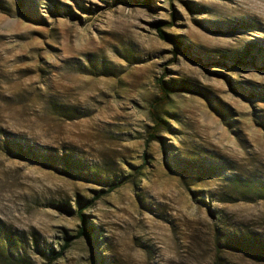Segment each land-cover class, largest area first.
Returning <instances> with one entry per match:
<instances>
[{"label":"rangeland","instance_id":"obj_1","mask_svg":"<svg viewBox=\"0 0 264 264\" xmlns=\"http://www.w3.org/2000/svg\"><path fill=\"white\" fill-rule=\"evenodd\" d=\"M95 263L264 264V0H0V264Z\"/></svg>","mask_w":264,"mask_h":264},{"label":"trees","instance_id":"obj_2","mask_svg":"<svg viewBox=\"0 0 264 264\" xmlns=\"http://www.w3.org/2000/svg\"><path fill=\"white\" fill-rule=\"evenodd\" d=\"M155 27L158 30L159 34L163 38L171 37V36H168L167 34L164 33V31L160 27V24H156ZM175 41L177 44L180 42L178 39H175ZM158 87H159V93L154 97V99L150 103L149 110H148V114H149L152 122L154 123L151 130L148 132V136L150 138L156 137L155 132L158 130V127H160V123L162 122L160 115H159V112L162 110L164 105L167 103L169 94H171V92L174 90V87L172 85H168L167 83H165L161 77L158 78ZM42 148L43 147H40V145H38V144L28 143V142L23 143L19 140V141H17L16 155H18L19 157H22V159H29V160L37 161L43 165H53V166H56V168H58V166L56 164L57 156L54 155L53 153H51V154L40 153ZM64 162H65V165H66L68 172L72 173L73 175L77 174V175H79V177H82V178H88V176H95L94 179H97V180L100 178L99 176H97L96 174H93L91 172H83V171L80 172L79 171L78 173H73V170L71 168L72 162L70 161V158H68V156L64 157ZM124 181H125V179H120L117 182H114V181L110 182V184H109L108 188H106L105 192L112 191L114 188H116L120 183H122ZM101 194L102 193H99V195H101ZM99 195H97V196H99ZM88 205H89L88 203L84 204L83 208L87 207ZM83 208H80L78 210L79 216L81 217L82 225L77 230V232L74 235H68V236L64 237L63 243L60 246H58V249L56 251H54L53 249H50L51 250V256L54 259L61 256L63 250L67 246H69L70 242H72L74 239L78 238L82 234H86V236L88 237L91 249H92V247H94V242L92 240L93 237H91V235H90L87 222H86L84 216L80 213L83 210ZM241 241H243V240H238L237 242H238V244L244 246V249H246V248L250 249V250L254 249L253 248L254 246H249L248 244L242 243Z\"/></svg>","mask_w":264,"mask_h":264}]
</instances>
